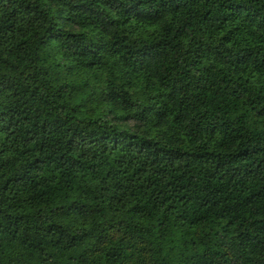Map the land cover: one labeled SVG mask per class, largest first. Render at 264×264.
<instances>
[{
    "label": "trees",
    "instance_id": "1",
    "mask_svg": "<svg viewBox=\"0 0 264 264\" xmlns=\"http://www.w3.org/2000/svg\"><path fill=\"white\" fill-rule=\"evenodd\" d=\"M0 264H264V0H0Z\"/></svg>",
    "mask_w": 264,
    "mask_h": 264
}]
</instances>
